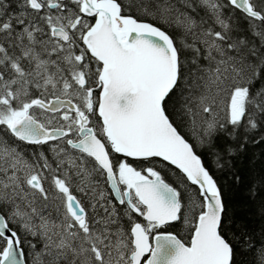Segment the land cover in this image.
Instances as JSON below:
<instances>
[{
	"label": "snow or ice",
	"instance_id": "6c2138e0",
	"mask_svg": "<svg viewBox=\"0 0 264 264\" xmlns=\"http://www.w3.org/2000/svg\"><path fill=\"white\" fill-rule=\"evenodd\" d=\"M254 145L264 0H0V264H264Z\"/></svg>",
	"mask_w": 264,
	"mask_h": 264
},
{
	"label": "trees",
	"instance_id": "16d2710c",
	"mask_svg": "<svg viewBox=\"0 0 264 264\" xmlns=\"http://www.w3.org/2000/svg\"><path fill=\"white\" fill-rule=\"evenodd\" d=\"M33 150V147H31L29 153L33 152ZM200 151L203 150L201 149ZM212 161V156L205 155L206 165L210 170L215 172L216 170ZM136 164L138 167L146 166L142 165L141 162H136ZM157 164L159 165V162ZM237 167L242 171L244 178L239 185L234 186V189L229 192V200L233 210L238 212L240 216L248 219L251 224L259 226L261 223L259 216L260 202L256 201L253 203L248 199V188L253 181L258 180L260 176H264V145L249 146V149L243 156L242 161L237 164ZM160 170L169 183L177 181L175 170L172 167H161ZM217 175L220 174L217 173ZM167 231L176 233L182 239H187V229L182 225L170 227Z\"/></svg>",
	"mask_w": 264,
	"mask_h": 264
},
{
	"label": "flooded vegetation",
	"instance_id": "af4514ba",
	"mask_svg": "<svg viewBox=\"0 0 264 264\" xmlns=\"http://www.w3.org/2000/svg\"><path fill=\"white\" fill-rule=\"evenodd\" d=\"M31 146H25V151L29 153Z\"/></svg>",
	"mask_w": 264,
	"mask_h": 264
}]
</instances>
